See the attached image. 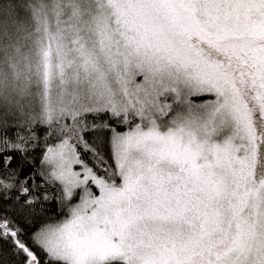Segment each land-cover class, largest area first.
Listing matches in <instances>:
<instances>
[{"label": "snow or ice", "instance_id": "snow-or-ice-1", "mask_svg": "<svg viewBox=\"0 0 264 264\" xmlns=\"http://www.w3.org/2000/svg\"><path fill=\"white\" fill-rule=\"evenodd\" d=\"M0 264H264V0H0Z\"/></svg>", "mask_w": 264, "mask_h": 264}]
</instances>
